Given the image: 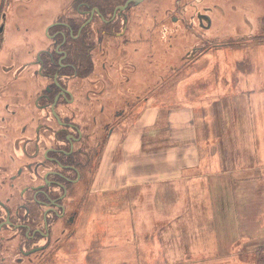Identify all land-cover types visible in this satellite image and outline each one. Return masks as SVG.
<instances>
[{
	"label": "flooded vegetation",
	"instance_id": "1",
	"mask_svg": "<svg viewBox=\"0 0 264 264\" xmlns=\"http://www.w3.org/2000/svg\"><path fill=\"white\" fill-rule=\"evenodd\" d=\"M224 1L264 18V0ZM222 11L221 0H0V264L61 255L105 191L111 135L155 92L141 67L194 65L220 46Z\"/></svg>",
	"mask_w": 264,
	"mask_h": 264
},
{
	"label": "rangeland",
	"instance_id": "2",
	"mask_svg": "<svg viewBox=\"0 0 264 264\" xmlns=\"http://www.w3.org/2000/svg\"><path fill=\"white\" fill-rule=\"evenodd\" d=\"M257 1L253 0L255 4ZM222 9L220 17L213 19L214 23L221 28L211 38L220 46H212L201 51V55L197 62L193 63L194 65H187L180 70V73L176 74L174 72L176 68L172 66L179 64L171 62L167 65L157 57L158 61L155 67H141V77L147 75L146 77H151L152 83L156 84L155 92L149 95V99L146 101L144 99L141 101L139 114L137 113L129 122L130 127L136 126V135L143 134L144 142H148L147 137L152 131L161 132V135L158 134L159 137L165 133L164 129L168 127L169 112L172 109L184 110L187 108L186 106L190 105L194 108L195 121L198 122L201 119L197 116L200 113L198 108L201 109L205 106L209 109L206 112H211L214 109L220 111L225 106H241L243 99L247 96L244 93L246 89L250 96L248 101L251 104L256 107L263 103L264 106V18H254L253 16L245 18L232 14L224 0H221ZM176 53L174 52V57H176ZM179 57L180 53H178ZM166 75L169 76L168 80L170 81L162 83L161 80ZM251 95L253 99H251ZM149 108H153V112L145 113L146 110L149 111ZM155 110L157 116L153 123L154 126L149 127L150 131L148 124L151 123L150 118L153 117ZM222 123L218 122L219 125ZM140 128L143 129L142 134ZM126 129L125 126H122V131H126ZM132 138L133 133H131ZM201 138L205 142V138ZM166 143V141L158 140V144ZM205 143L201 156L209 158L211 154L207 142ZM226 143L230 145L229 140ZM219 144L220 146L212 145L218 147V155H220L219 152L222 153L221 142ZM132 157L133 155L130 156L131 159ZM121 164L124 165L123 162ZM252 165L254 169L248 170L252 176L247 179L253 181L251 184L254 188L261 189L264 187V168L261 163L255 162ZM208 166L211 167V163H208ZM129 170H133V166ZM137 181L138 179L131 177L127 179L126 186H123L121 182L110 183L105 185L104 192L92 195L85 208V215L80 219L81 227L77 236L62 249L60 256L53 258L47 264H146L145 259L137 258L151 257V255L138 252L133 247V241L135 233H137L136 229L140 231V225L156 220L155 193L157 187L161 185L148 181L141 185H134ZM211 181L212 176L205 180L207 184H210ZM108 188L113 189L108 190ZM213 188L218 193L216 181L208 188L206 202H213L215 197ZM141 196L147 201H150L151 198L154 200L153 207L150 208V204L148 206L150 210L148 213H134L133 211V205L141 199ZM202 198L204 196H201ZM205 201L203 199L202 202L206 203ZM253 201V210L249 211L250 215L252 214V218L250 217L253 229L251 240L237 246H233L234 242L230 244L225 242L224 246L232 247L231 250L224 253L228 257L196 258L197 253H183L184 247H193L194 250H197L198 247L196 242L182 244V240L188 238L185 236L193 232L195 228L188 226L193 221L191 217H188L187 214L179 217L178 214L177 217L176 215L172 217L173 221L169 223V227L158 226V257L150 258L151 260L147 264H262L264 260L259 257L261 255L258 251L259 247L264 246V210L261 216L258 206L261 203V191L258 195H254ZM171 211L173 212V210ZM205 213L213 214L210 211ZM159 215L164 214L158 211ZM205 224L206 222H204ZM247 230L250 232V227ZM233 231L234 229L228 224L219 227L213 235L210 234V241L213 243V236L216 233L225 239ZM167 238H173L174 242L165 244ZM206 244L209 245L208 242ZM143 249V251L151 250L149 254L154 252L153 242L147 240ZM254 249L257 250V253L254 251L252 254L251 250ZM187 250L189 251V249ZM240 250L243 252H239ZM166 252L172 257L165 258ZM232 254H236V256ZM187 255L190 256L187 257Z\"/></svg>",
	"mask_w": 264,
	"mask_h": 264
},
{
	"label": "crops",
	"instance_id": "3",
	"mask_svg": "<svg viewBox=\"0 0 264 264\" xmlns=\"http://www.w3.org/2000/svg\"><path fill=\"white\" fill-rule=\"evenodd\" d=\"M244 93L247 96L241 106H225L220 111L214 109L211 112H206L209 109L205 106L198 108L200 113L197 116L201 117L198 122L195 121L194 108L190 105L184 110L172 109L169 112L168 127L165 128L167 134L159 137L157 132L152 131L147 137L148 142L142 139L143 129L140 128L142 135H136V126L132 128L130 125H124L126 131H122L121 128L115 131L117 134L111 135L104 166L105 185L121 182L126 186L127 179L131 177L138 179L134 185H141L147 181L161 185L157 187L155 193L156 220L140 225V231L136 229L137 233L133 241V247L138 252L151 257L143 256L137 259H145L147 264L152 258L158 257L157 228L159 225L169 227V223L173 221L172 217L174 215L177 217L178 214L179 217L187 214L193 219L188 226L194 227L195 230L185 236L188 238L182 240V244L196 242L198 248L194 250L193 247H184L182 252L197 253L196 258L226 257L224 253L232 247L224 246L225 242L226 244L234 242L233 246H237L251 240L252 214L250 215L249 211L253 210L254 195H258L260 191L261 203L258 206L261 216L264 210V187L256 189L251 184L253 181L247 179L252 176V173L248 172L254 169L253 163H261L264 168V106L261 103L262 105L255 107L248 101L250 96L247 94V89ZM251 99H253L252 95ZM149 112H153V108H149L145 113ZM156 112L155 110L153 117L150 118L151 123L148 124V128L154 126ZM143 117L146 118L145 115ZM218 122L223 123L219 125ZM131 133H133L132 139ZM201 137H204L208 144L211 154L209 158L201 156L202 147L206 145ZM158 140L166 141L167 146L158 144ZM228 140L230 145L226 143ZM220 142L222 153L219 152L218 155V147L213 146H220ZM116 150L121 152L116 155ZM131 155H133L132 159ZM208 163H211V167ZM132 166L133 170H129ZM211 176L212 181L207 184L205 180ZM214 181L217 182L219 195L213 188L214 200L212 203L206 202L208 188ZM111 189L113 188H108ZM201 196L204 198L201 199ZM203 199L206 203L202 202ZM145 201L147 199L141 196V199L133 205L134 213L150 211L148 206L150 204V208L153 207L154 200L151 198L150 201ZM158 211L164 215L158 216ZM207 211L213 214L208 215L205 213ZM171 213L173 215H170ZM226 224L234 231L225 239L216 233L212 243L210 234L213 235L219 227ZM248 227L250 232L247 230ZM206 236L208 237L205 238ZM147 240L154 244V252L151 254H149L151 250L143 251V245ZM172 240L173 238H167L165 244L173 243ZM207 242L210 246H207ZM254 251L257 253L256 249L251 250V253L253 254ZM232 255L236 256V254ZM169 257L172 256L166 252L165 258Z\"/></svg>",
	"mask_w": 264,
	"mask_h": 264
},
{
	"label": "trees",
	"instance_id": "4",
	"mask_svg": "<svg viewBox=\"0 0 264 264\" xmlns=\"http://www.w3.org/2000/svg\"><path fill=\"white\" fill-rule=\"evenodd\" d=\"M164 131H165V133H163V135H166L167 134V131L164 129ZM157 132V134H160L161 132H159V131H156ZM259 254L261 255V256H259V257H261V260H264V246L263 247H261V248H259ZM262 264H264V262H262Z\"/></svg>",
	"mask_w": 264,
	"mask_h": 264
}]
</instances>
